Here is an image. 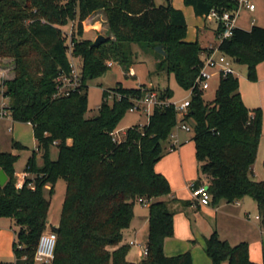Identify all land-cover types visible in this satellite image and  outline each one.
Segmentation results:
<instances>
[{
	"label": "trees",
	"instance_id": "16d2710c",
	"mask_svg": "<svg viewBox=\"0 0 264 264\" xmlns=\"http://www.w3.org/2000/svg\"><path fill=\"white\" fill-rule=\"evenodd\" d=\"M183 3L205 16L211 9L234 10L238 0ZM98 10L104 13L106 40L90 47L91 39L79 37L84 20ZM68 22H72L71 37L61 28ZM220 30L221 25L217 34ZM185 36L184 13L170 0L164 4L155 0H0V93L8 98L3 108L12 120L31 124L42 158L37 166L32 153L25 171L33 177H26L23 186L16 188V156L0 151V168L7 175L0 185V216L12 219L15 227L14 260L0 264H34L39 237L48 226L57 235L48 264H193L189 250L175 255L164 252L165 238L174 233L175 212L171 200L160 198L171 193L170 183L155 169L166 151L161 143L169 139L179 120L191 128L199 171L195 184L206 183L213 205L251 197L264 229V179L251 178L261 107L244 104L233 74L220 75L214 98L206 101L195 79L204 62L202 54L211 50ZM133 43L153 52L156 69L172 74L180 87L192 92L180 119L173 105L155 106L147 122L128 126L124 138L115 141L111 132L135 99L149 89H157L160 98L173 97L169 87L116 82L103 90L98 112L85 117L87 81L103 75L108 61L129 68L134 62ZM157 45L165 54L155 50ZM218 49L232 62L247 65L248 77L253 79L256 65L264 62V26H235ZM69 53L78 58L80 84L69 94L58 95L57 78L71 71ZM13 146L24 145L14 141ZM51 146L57 148L55 159L50 157ZM59 177L65 181V193L57 225H51L50 198L43 189L50 184L51 193ZM139 198L148 205L147 254L135 262L127 258L130 245L122 239ZM205 252L211 264H262L249 258L248 242L231 245L215 230L205 239Z\"/></svg>",
	"mask_w": 264,
	"mask_h": 264
},
{
	"label": "rangeland",
	"instance_id": "374dc122",
	"mask_svg": "<svg viewBox=\"0 0 264 264\" xmlns=\"http://www.w3.org/2000/svg\"><path fill=\"white\" fill-rule=\"evenodd\" d=\"M254 6L257 7L256 11L250 15V13L242 7L237 14L238 25L248 26L251 17L257 18V24L264 25V0H249ZM156 4H164L166 0H155ZM186 9V40H197L200 45H205L209 41L216 44L219 43V39L214 34V22L211 20H203L205 27L196 28V15L193 7L187 5ZM191 12H190V11ZM206 16V15H205ZM262 21H259V20ZM84 23L83 34L79 38H89L91 41L101 33L105 35L106 26L104 13L102 10L95 11L89 16ZM98 21V24L95 22ZM96 24V25H94ZM72 22L61 26L63 32H67L69 35ZM93 25V26H92ZM69 40V39H67ZM69 42V41H68ZM132 50L134 52V62L129 68L123 67L117 61H112L113 64L108 66V69L100 77L89 79L88 85V109L85 113V117H92L98 112V107L102 101V92L104 89L113 87L116 82H122L125 86H137L138 84H145L146 86L154 87H169L173 91L174 100H181L189 96V91L180 87L172 74L167 75L164 71L156 69L157 57L153 52L147 48H143L140 44L133 43ZM77 62V59L75 60ZM234 75L238 78L239 89L242 94V100L249 108L261 107V129L259 133L258 148L255 160L252 165L251 178L253 180L264 179V62H260L255 67V77L250 79L248 77V68L245 64L232 62L231 65ZM208 72L212 74L209 80V87L204 92V99L210 101L214 98L216 89L219 83V68L217 66H211L208 68ZM111 101V98L108 99ZM8 103V98L0 93V151L10 152L16 156L14 162L15 174L20 175L25 171V167L28 158L35 152L34 161L37 166L41 165L42 158L41 152L38 149V144L32 133V127L27 122H19L12 120L8 109L3 108ZM3 112V113H1ZM146 120V115L143 111H126L117 125V130L125 132L126 128L135 123H143ZM176 130V126L172 128V132ZM18 141L24 144L23 147L13 146V142ZM168 140L162 141V146L165 147ZM166 152V151H165ZM164 155V154H163ZM57 156V148L51 146L50 157L55 159ZM17 179L19 176H17ZM50 184L44 187V194L50 198L49 206V219L53 223L58 222L61 206L65 193V181L59 177L54 183L52 192H49ZM253 199L249 196H245L244 199ZM140 202H136L135 209L138 212H143L148 206H144ZM252 213H256L252 209ZM52 225V224H51ZM12 221L9 217L0 216V261L14 260L13 243L15 240V234L12 231ZM51 229L48 226L45 230ZM146 232L144 231L140 240L146 241ZM199 240V239H198ZM199 242L194 244H187L185 248L193 252L194 261L201 262L202 257L208 258L203 245H199ZM183 248V247H182ZM142 247L130 246L128 251L129 255L135 258L141 256ZM183 250V249H182ZM192 254V253H191ZM34 264H42L39 260L35 259Z\"/></svg>",
	"mask_w": 264,
	"mask_h": 264
},
{
	"label": "crops",
	"instance_id": "0c3cea01",
	"mask_svg": "<svg viewBox=\"0 0 264 264\" xmlns=\"http://www.w3.org/2000/svg\"><path fill=\"white\" fill-rule=\"evenodd\" d=\"M170 3L173 7L182 10L186 19V9H188V6L183 3V0H170ZM243 8L246 9L250 15H252L257 9L256 6L253 10L246 7ZM196 18V28L206 26L205 23H203V20H212L206 16H197ZM252 20H254L253 23H251ZM85 21L87 20H84L83 24ZM212 21L214 22V34L216 38H218V34L216 32L218 24L216 21ZM259 21L262 20L260 19ZM95 23L98 24V21ZM238 23L239 22H237L236 18L235 25L244 29H250L253 24L264 26L262 24H257V18L255 19L254 17H251L249 20L250 25L248 26L238 25ZM217 45L218 43L214 44L209 41L205 45L201 46L211 50ZM205 55L206 52L202 54V57ZM190 137V132L176 127V130L171 132V135L166 143V152L155 164V169L167 177L172 189L169 195L160 198L164 200H171L170 205L175 212L173 217L174 233L172 236L166 237L164 240L165 254L175 255L182 253L188 249L185 248L188 243L194 244L196 241L199 242V245L204 244L203 248L205 249V239L215 230L221 239L227 240L231 245L237 244L241 241L248 242L249 258L252 261L264 264V229L260 226L259 218L256 217L258 216V212L257 205L254 200L251 201L248 198L245 200L239 199L235 202H226L222 200L216 205L211 203L208 205H201L195 198L192 197L188 188V183L197 180L199 171L198 163L195 157V144ZM173 145L174 148L170 149ZM16 175L19 176L18 174ZM29 177H33V174L29 173ZM252 209L256 212L255 214L252 213ZM10 220L12 221V219ZM49 223L57 225V222L53 223L51 219H49ZM11 228L15 234L13 221ZM144 231L147 236L148 207L145 211L140 213L136 211L134 206V215L131 224L128 228L123 230L122 243L129 244V241H135L141 245L145 244L146 241L143 242L139 239ZM129 245L140 246L138 244ZM192 251L191 255L193 264H211L209 257L205 259L204 256L202 257L201 262H195L194 250ZM143 256L142 250L141 256L138 258L132 257L129 253H127V258L130 261L135 262L139 261ZM222 264L227 263L223 262Z\"/></svg>",
	"mask_w": 264,
	"mask_h": 264
},
{
	"label": "built area",
	"instance_id": "2783aa9c",
	"mask_svg": "<svg viewBox=\"0 0 264 264\" xmlns=\"http://www.w3.org/2000/svg\"><path fill=\"white\" fill-rule=\"evenodd\" d=\"M246 7L250 10L255 8L254 4L251 3L249 0H238V5L234 10H224L222 12H218L215 9H211L209 13L206 15L209 19H212L217 22L218 26L221 25V30L218 32V39L219 42L229 37L232 34L234 29L235 21L237 14L239 13L240 7ZM254 20L251 21L253 23ZM69 37H71V31L69 33ZM69 45L71 47V42L69 41ZM77 59V62L75 61ZM204 62L202 67L200 68L197 77L195 79V84L200 90L205 91L209 87V80L212 77V74L208 72V68L211 66H217L219 68V76L220 75H227V74H235L231 65L232 60L226 56L225 54L221 53L218 49V45L211 49L210 53L206 54L204 57ZM69 60L71 71L69 75L59 76L57 81L59 82L57 85V94L58 95H67L69 94L70 90L74 89L80 84V72L78 68V58L71 55L69 53ZM113 64L112 61H108L107 65L111 66ZM192 89L189 90V96L183 98L181 100H174L172 98H160L159 91L157 89H149L145 92V94L139 98L135 99L134 103L129 107L128 111H143L146 115L147 122L149 117L153 111L155 106L159 105H173L174 109L177 112L178 119H180L186 112L189 106L190 95ZM3 113V112H1ZM143 122V123H145ZM139 123V124H143ZM177 128H181L185 131L190 132L191 128L190 125L178 121L176 124ZM112 138L115 141H121L124 138L125 132L117 130L115 128L111 132ZM171 135V134H170ZM174 146V145H173ZM171 146L170 149H173ZM29 177V172L24 171L22 172L18 179L16 180L15 186L16 188H21L24 184L25 178ZM31 187L33 183H29ZM188 188L193 198L197 200V202L201 205H208L211 202V195L208 191V187L204 181L200 184H195V181H191L188 183ZM139 202L143 204H147V201L144 199L139 198ZM259 218V216H256ZM57 235L56 232L52 229H48L42 232L39 237L36 251H35V259L39 260L41 263L48 264L52 261L54 257V249L56 244ZM129 244H138L142 247L143 255L147 254V248L145 244L136 243L135 241H129Z\"/></svg>",
	"mask_w": 264,
	"mask_h": 264
},
{
	"label": "water",
	"instance_id": "95a60500",
	"mask_svg": "<svg viewBox=\"0 0 264 264\" xmlns=\"http://www.w3.org/2000/svg\"><path fill=\"white\" fill-rule=\"evenodd\" d=\"M106 40L105 35L99 33L97 36L94 38V40L91 42L90 47H96L102 42ZM155 50L160 53V54H165V51L163 50L161 45L155 46ZM7 180V175L4 172L2 168H0V185H3Z\"/></svg>",
	"mask_w": 264,
	"mask_h": 264
}]
</instances>
